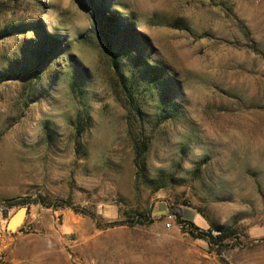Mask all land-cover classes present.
Segmentation results:
<instances>
[{"label":"rangeland","instance_id":"1","mask_svg":"<svg viewBox=\"0 0 264 264\" xmlns=\"http://www.w3.org/2000/svg\"><path fill=\"white\" fill-rule=\"evenodd\" d=\"M0 264H264V0H0Z\"/></svg>","mask_w":264,"mask_h":264},{"label":"trees","instance_id":"2","mask_svg":"<svg viewBox=\"0 0 264 264\" xmlns=\"http://www.w3.org/2000/svg\"><path fill=\"white\" fill-rule=\"evenodd\" d=\"M107 20L109 22H107L106 25L107 26H112L110 23L111 22H114V20L113 19H107ZM108 45H109V43H108ZM53 46H54V44H53ZM117 74H118V72H117ZM188 226L190 227V229L191 228H194V226L192 225V223H188ZM235 231H236V229H233V228L224 229V230H222V231L219 232V235H218L217 238H215V240H217L219 243H223L226 240H230L231 238H233L235 236V233H236ZM198 238H200L202 240H206L205 237H203V235H199Z\"/></svg>","mask_w":264,"mask_h":264},{"label":"water","instance_id":"3","mask_svg":"<svg viewBox=\"0 0 264 264\" xmlns=\"http://www.w3.org/2000/svg\"><path fill=\"white\" fill-rule=\"evenodd\" d=\"M25 215V209L20 208L18 209L14 215L8 220L6 227L9 229L14 228L20 221L22 220V217Z\"/></svg>","mask_w":264,"mask_h":264},{"label":"built area","instance_id":"4","mask_svg":"<svg viewBox=\"0 0 264 264\" xmlns=\"http://www.w3.org/2000/svg\"><path fill=\"white\" fill-rule=\"evenodd\" d=\"M166 227H167V228H169V227H170V224H169V223H167V224H166Z\"/></svg>","mask_w":264,"mask_h":264}]
</instances>
